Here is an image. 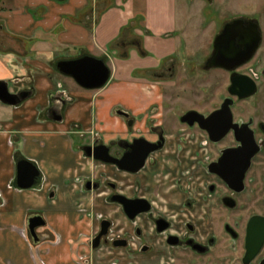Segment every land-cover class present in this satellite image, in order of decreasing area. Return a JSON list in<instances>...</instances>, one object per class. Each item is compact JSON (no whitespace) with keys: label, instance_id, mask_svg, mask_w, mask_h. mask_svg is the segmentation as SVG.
Instances as JSON below:
<instances>
[{"label":"crops","instance_id":"obj_1","mask_svg":"<svg viewBox=\"0 0 264 264\" xmlns=\"http://www.w3.org/2000/svg\"><path fill=\"white\" fill-rule=\"evenodd\" d=\"M177 4L0 0V82H8L11 91L32 92L17 106L0 101V264H78L73 247L90 233L92 223L84 209L117 211L103 206L95 194L82 192V180L110 168L96 164L80 147L97 135L107 141L123 138L129 125L119 111L140 116L157 103L144 102L146 90L155 88L151 94L157 97L162 86L139 73L149 75L162 60L175 57L178 44L171 34L179 28ZM136 41L140 45L134 47ZM122 43L135 48L127 46L126 57L117 51ZM77 50L76 56L60 55ZM85 55L107 62L111 83L88 90L71 77L75 86L56 81V74L65 76L57 70L59 61ZM56 95L66 100L60 120L45 115ZM23 159L41 172L32 188L18 186ZM36 216L47 222L36 230L38 241L30 229ZM57 236L59 243L52 244Z\"/></svg>","mask_w":264,"mask_h":264},{"label":"flooded vegetation","instance_id":"obj_2","mask_svg":"<svg viewBox=\"0 0 264 264\" xmlns=\"http://www.w3.org/2000/svg\"><path fill=\"white\" fill-rule=\"evenodd\" d=\"M260 30L262 41L254 56L233 70L209 66L216 36L201 65L213 81L203 89L207 98L196 97L192 107L180 116L179 130L185 131L180 138L169 140L167 127L158 124L147 125L146 134L139 136L107 141L97 135L80 147L86 157L110 168L82 180V192L95 194L103 206L117 211L86 213L84 209L92 223L90 233L82 235L73 247L78 264H264V242L254 256H248L249 226L253 220L264 218V34ZM250 39L245 37V42ZM242 42L238 37L234 47L244 49ZM122 44V49L129 46ZM167 69L171 72L173 67ZM215 75L220 79L214 81ZM155 76L163 79L166 72H156ZM19 91L32 94L30 88L11 92ZM65 106L62 95L53 96L46 117L61 113ZM122 116L133 128L132 115ZM138 140H144L139 144L146 148V155L156 150L146 156L145 167L137 173L88 155L91 148L93 154L103 156L97 149L106 146L110 157L121 160L142 153L143 149L136 148ZM171 142L178 148L171 150ZM163 152L176 154L168 156L170 159L183 157L179 153L189 154L187 160L177 161L176 173L170 171L166 177L170 183L164 190L167 197L158 187L162 181L156 180L153 174L157 173L151 171ZM134 166L126 164L129 169ZM144 169L146 196H141L135 185L119 178ZM141 199L146 202H139ZM126 203L146 207V212L133 218L125 210ZM43 220L44 224L31 232L37 241L40 237L36 230L47 225ZM262 236V230L258 231L254 241ZM59 241L57 236L52 244ZM82 248L86 250L82 252Z\"/></svg>","mask_w":264,"mask_h":264},{"label":"rangeland","instance_id":"obj_3","mask_svg":"<svg viewBox=\"0 0 264 264\" xmlns=\"http://www.w3.org/2000/svg\"><path fill=\"white\" fill-rule=\"evenodd\" d=\"M177 5L180 20L179 28L177 32L171 34V38L176 39L178 44L175 57L166 61L162 60L160 68L150 72L149 75L146 72L139 73L156 83H160L162 86L159 92L160 97L158 98L159 95L157 97L152 96L155 88L152 87L151 90H146L144 102L156 100L157 103L147 113L145 112L140 116L132 115L135 122L134 127L127 126L124 137L143 135L146 134L147 125L163 124L168 129L169 140L174 141L180 138V134L185 133V131L181 132L179 130L181 127L180 116L185 110L192 107L196 97L207 98L206 94L202 92H204V87H208L212 83L213 78L208 77L201 65L210 54L212 44L216 36L219 35L218 33L227 23L243 18L247 21L255 20L259 22L264 34V0H178ZM133 46L135 47V45ZM134 47L129 46V48L135 49ZM117 51L119 55H123V52H128V47L125 49L119 47ZM78 53V50L62 51L60 55L76 56ZM169 66L173 67L171 72H167ZM163 71L166 72L163 79L155 76L156 72ZM218 76L220 77V75ZM218 76H214V81L220 79ZM58 79H61L66 87L69 83L73 86L76 85L70 77L56 74V81ZM124 102L129 103L130 100L126 99ZM170 146L171 150L178 148L175 147V142H171ZM179 154H182L183 157H172L173 159H170L168 156H175L176 154L163 152L164 156H158L156 159L158 165L151 170L157 173L153 174L156 175V180L162 181L158 184V187H161L163 197L167 195L164 190L170 186L169 179L166 177L170 171L176 173L174 170H178L176 168L177 161L179 159L187 160L186 157L189 155L185 153V156L184 152ZM178 167L181 168V166ZM119 179L123 183L135 185L136 192L141 196H146V169L136 175L121 176Z\"/></svg>","mask_w":264,"mask_h":264},{"label":"water","instance_id":"obj_4","mask_svg":"<svg viewBox=\"0 0 264 264\" xmlns=\"http://www.w3.org/2000/svg\"><path fill=\"white\" fill-rule=\"evenodd\" d=\"M248 22V23H247ZM261 26L257 21H247L245 19H236L225 25L223 33L217 37L215 41V52L209 61V66L211 67H223L229 70H233L239 67L244 62L250 60L262 41ZM241 38V45L244 49H237L234 47L236 39ZM245 37L251 38L247 43L245 42ZM138 46L140 43L134 42ZM127 43L122 44L126 46ZM57 70L68 77L73 78L81 87L88 90H96L105 87L111 79V68L108 66L106 61L102 58H97L92 55H85L79 58L70 60H61L57 64ZM8 82H0V101L7 105L17 106L21 104L30 94H22L20 91L18 93H13L10 90ZM120 114L124 116H129L127 112L121 111ZM190 113H188L189 115ZM56 119H61L62 116L59 114H54ZM185 121V119H184ZM144 140H138L136 143V148L143 149L141 154H132L129 157L125 156L121 160L112 158L109 156L106 146H100L97 152H101L103 156H98V154H93L91 148H89L88 155L94 157L97 160H102L105 163L116 164L120 169H128L131 172H139L146 165V156L155 151L156 149H151L147 152L146 148L142 143ZM146 143V142H145ZM146 146V145H145ZM141 152V151H140ZM135 163L134 168H127L126 164ZM18 186L21 188H32L39 180L41 172L38 167L31 161L23 159L18 165ZM139 202H146V200L141 199ZM134 204V205H131ZM125 204V210L131 217H135L141 213L146 212V207L139 206L137 203ZM43 222H40V221ZM39 222V223H38ZM44 220L41 216H36L30 221L31 232H35V227L38 225H43ZM263 232V238L256 242L253 236L258 232ZM264 242V218H257L253 220L249 226V239H248V256H254L261 248Z\"/></svg>","mask_w":264,"mask_h":264}]
</instances>
